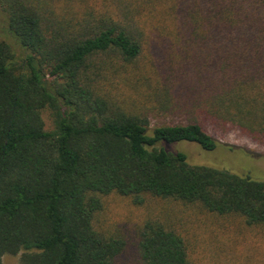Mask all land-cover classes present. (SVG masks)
<instances>
[{
    "label": "trees",
    "instance_id": "trees-1",
    "mask_svg": "<svg viewBox=\"0 0 264 264\" xmlns=\"http://www.w3.org/2000/svg\"><path fill=\"white\" fill-rule=\"evenodd\" d=\"M119 2L115 13L58 14L49 0H0V264L19 253V264H117L126 242L97 224L110 193L264 224V179L171 149L221 146L202 118L264 134V0H167L183 62L167 56L160 81L143 76L147 89L130 82L140 101L126 105L101 82L139 65L144 4L163 12L158 0ZM143 106L186 119L153 126ZM137 251L140 264H193L185 239L156 219L142 222Z\"/></svg>",
    "mask_w": 264,
    "mask_h": 264
},
{
    "label": "rangeland",
    "instance_id": "rangeland-1",
    "mask_svg": "<svg viewBox=\"0 0 264 264\" xmlns=\"http://www.w3.org/2000/svg\"><path fill=\"white\" fill-rule=\"evenodd\" d=\"M49 1L58 14H65L82 12L81 8L83 10L93 8L97 13H115L119 1L133 0ZM158 1L157 9L163 12L160 14L161 18L157 16L159 12L147 4H144L139 11V14L143 15L146 20L144 23L146 37L143 44L145 52L140 58L139 65L137 63L130 66L122 64L121 67L115 65L114 68L118 66L121 70L116 81L111 80L115 84L108 79L101 82L109 85V89L122 103L121 105L140 101L139 93L130 86L134 81L147 89L145 85L149 86L150 83L143 76L150 77L154 83L161 80L159 75L163 70L160 71V68H165L167 56L171 55L172 61L177 64L183 62L181 58L185 53L181 46L178 47L180 43L175 31L179 29L178 23L174 17L166 16L170 13L168 9H165L169 2L167 0ZM152 15L157 18L150 20ZM111 60L116 63L115 59ZM134 66L140 68L135 75ZM125 78L131 81H126ZM190 79L191 77L188 76L187 83L192 82ZM173 85V90L176 91L174 94L182 93L178 85ZM139 109V112L148 116L153 126L183 122L186 119L185 115L180 114L175 116L156 110L147 112L144 106ZM41 116L45 130H52L53 123L49 111L42 110ZM202 120L206 131L215 137L221 146L212 151H205L197 144L182 143L171 146V149L183 150L192 162L224 166L235 174H249L256 180L264 179V134L250 133L235 124L220 123L210 118H202ZM228 145L234 147L231 149ZM247 151L253 154L250 155ZM101 199L103 208L98 215L97 224L105 232L117 233L126 242L125 249L116 259L117 264H140L137 251L138 231L142 222L148 218L163 222L185 239L193 264H264V224L247 225L241 217L214 215L195 205L184 204L172 199L147 196L145 201L139 205L134 204L129 197L116 193L102 195ZM19 257L20 253L5 254L1 258V264H19Z\"/></svg>",
    "mask_w": 264,
    "mask_h": 264
}]
</instances>
